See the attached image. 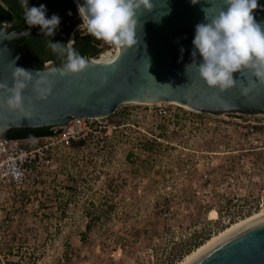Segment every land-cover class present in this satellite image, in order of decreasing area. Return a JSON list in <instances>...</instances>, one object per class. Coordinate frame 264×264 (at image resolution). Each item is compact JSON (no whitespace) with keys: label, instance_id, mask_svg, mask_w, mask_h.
I'll list each match as a JSON object with an SVG mask.
<instances>
[{"label":"rangeland","instance_id":"obj_1","mask_svg":"<svg viewBox=\"0 0 264 264\" xmlns=\"http://www.w3.org/2000/svg\"><path fill=\"white\" fill-rule=\"evenodd\" d=\"M184 108L171 105L172 120L150 122L142 109L131 106V150L127 142H116L114 147L109 145L103 163L88 158H80L78 164L58 162L55 173L29 191V195L39 194L47 218L34 213L26 193L13 220L0 212V264H164L169 248H177L179 240L200 231L210 238L245 218L244 212L255 204L249 215L264 209V190L257 188L254 166V152L264 146V114L213 116ZM114 149L119 150L117 157ZM127 152L131 155L122 162ZM111 160L119 171L107 170ZM86 182L99 185V193L129 196L131 192V201L118 203L120 199L114 197L116 204H68L69 193L85 198L86 190L80 186ZM107 185H119L120 190ZM183 192L189 196L185 201L180 198ZM198 203L208 205L205 214L198 213ZM70 209H84L90 219L58 217L57 213ZM230 217L234 222L227 224Z\"/></svg>","mask_w":264,"mask_h":264},{"label":"water","instance_id":"obj_2","mask_svg":"<svg viewBox=\"0 0 264 264\" xmlns=\"http://www.w3.org/2000/svg\"><path fill=\"white\" fill-rule=\"evenodd\" d=\"M70 1L78 16L77 4L84 0ZM154 3L153 12L140 16L142 28L138 25L134 47L116 48L117 54L108 62L85 58L88 67L76 74L61 75L63 63L55 58L48 66L33 64L19 51L13 38L28 30L11 31L0 23V82L11 86L13 61L16 67L34 74L24 90L29 100L23 112L9 110L4 104L7 93L0 90V137H6L9 128L46 127L63 124L74 116L108 115L127 103H173L213 116L234 112L264 114V84L250 70L234 73L236 86L220 92L207 86L195 67L186 68L193 61L202 62L198 52L192 56L195 25L207 22L202 9L212 15L222 7L220 0L211 7L209 0H197L195 4L192 0ZM257 4L252 14L264 28V0H257ZM161 12L168 14L159 16ZM38 71L51 85L50 94L42 100L36 98L33 88ZM190 264H264V217L222 237Z\"/></svg>","mask_w":264,"mask_h":264},{"label":"clouds","instance_id":"obj_3","mask_svg":"<svg viewBox=\"0 0 264 264\" xmlns=\"http://www.w3.org/2000/svg\"><path fill=\"white\" fill-rule=\"evenodd\" d=\"M197 0H192L195 4ZM215 0H209L211 7ZM222 7L209 15L203 8L206 23L195 25V35L192 40L194 50L202 62L195 61L186 66H193L207 86L220 92L236 86L234 73H242L248 69L253 76L264 84V28L257 23L253 10L258 7L257 0H220ZM24 10V20L29 26H40L45 36L54 34L60 23V17L53 14L46 16V6H29L28 0H20ZM208 7V8H209ZM154 0H84L77 4L78 14L82 20L80 27L97 40L118 48L134 47L138 42L137 27L142 28L140 16L144 12H153ZM170 12V9L168 10ZM161 12L159 16L166 15ZM48 47L57 56L64 54L66 62L60 67L61 75L76 74L88 67V61L74 47L70 40L67 44L48 41ZM183 51V49H181ZM18 59V57H17ZM12 71V83L9 86L0 82V90L7 93L4 104L9 110H25L24 95L28 83L33 81V71L16 67ZM35 72L33 84L37 99H46L51 92V85L45 76ZM154 79V78H153ZM170 86V85H169ZM244 94L246 90H243ZM30 102V101H29Z\"/></svg>","mask_w":264,"mask_h":264},{"label":"built area","instance_id":"obj_4","mask_svg":"<svg viewBox=\"0 0 264 264\" xmlns=\"http://www.w3.org/2000/svg\"><path fill=\"white\" fill-rule=\"evenodd\" d=\"M100 47L101 51L89 59L95 61L102 55L112 59L116 55L115 47L103 41ZM171 105L177 106L127 103L117 106L108 115L74 116L63 124L50 126L49 135L32 138L37 142L30 146L22 145V140L0 137V212L4 213L3 217L13 220L18 215L25 203V193L30 197L31 206L37 208L39 194L29 195V191L38 189L46 176H52L58 162L75 160L78 164L80 158L104 162L109 145L114 147L116 142H127L131 150V106L142 109V115L149 116L152 122L168 117L172 120ZM124 108L128 109L124 111ZM252 129L249 127V131ZM181 137L184 139L186 135ZM113 152L116 157L119 155V150ZM111 162L118 166L114 160ZM19 235L15 234L14 240Z\"/></svg>","mask_w":264,"mask_h":264},{"label":"flooded vegetation","instance_id":"obj_5","mask_svg":"<svg viewBox=\"0 0 264 264\" xmlns=\"http://www.w3.org/2000/svg\"><path fill=\"white\" fill-rule=\"evenodd\" d=\"M41 4L46 6V16L51 17L53 14H57L60 17V23L51 36H45L40 26H29L25 23L24 10L20 6V0H0V7L9 13V17L1 20L0 23L6 25L11 31L23 32L28 30L26 34H14L13 38L16 46L25 57L26 47L28 45L34 46V50L36 49L39 51V56L33 60L26 58L35 65L40 60L44 59L43 66H45L46 63L51 62L53 58L57 61H64L66 59L64 54L57 56L51 51L48 47L49 40L53 43L60 42L62 44H67V42L71 40L74 47L79 51L81 48V37L88 33L83 27H80L82 20L79 14L77 16L76 12H72L70 3L67 0H28L29 6H39ZM35 29L38 30V33L30 37V34L35 31ZM101 43L102 40L98 45L96 44L95 48L98 49V52L95 55L101 51ZM84 57L90 58L88 56ZM20 140L24 141L29 139Z\"/></svg>","mask_w":264,"mask_h":264},{"label":"trees","instance_id":"obj_6","mask_svg":"<svg viewBox=\"0 0 264 264\" xmlns=\"http://www.w3.org/2000/svg\"><path fill=\"white\" fill-rule=\"evenodd\" d=\"M67 1L70 3L72 12L75 13V8H74L73 4L69 0H67ZM8 17H9V13L0 7V21L3 19H7ZM35 33L36 34L38 33L37 29H35V31H33L30 34V37H33ZM100 42H101V40H97L94 37L87 34V35L81 37V48L79 49L78 52L82 56L93 57L98 52V49H96L95 46H96V44L98 45ZM25 54H26V57L28 59L33 60V59H36L40 53L38 50H36V49L34 50V46L28 45L26 47ZM43 61H44V59L37 62L36 66L43 67ZM58 62L59 63L60 62L65 63L66 59L64 61H58ZM254 128L260 129L262 127L255 126ZM49 134H50V126H46V127H38V128H9L6 131L5 136L7 138L20 140V139H32V138L42 137V136H46ZM22 145H24V144H22ZM248 158L252 159L251 155ZM254 164H255L254 166L256 167V171L258 173L257 175L259 176V182L257 183V188L259 190H264V146L257 148V150L254 152ZM198 205H199L198 206V213H201V210H203L202 212H203V214H205L206 208L208 207V205L207 204L202 205V203H198ZM256 207H257V205L255 204L252 208H249L247 210V212H244V213H246V217L251 216L252 214L249 215L250 214L249 211L256 210ZM214 210L217 213V215L219 216L220 212L216 208ZM241 215H243V213ZM247 215H249V216H247ZM232 222H234V218H232V217L227 218V224H230ZM236 222H234V223H236ZM230 225H228L227 227H229ZM227 227H225L224 229H226ZM85 228H88V226L85 225ZM224 229H222V230H224ZM221 231H219V232H221ZM209 236L210 235L208 232H204V231L201 232L200 231L199 234H195V233L192 234L191 238H188L186 240H183V239L179 240V244L177 245V248L176 247H170L169 248V252L167 253L168 256H167L166 262L164 264H173L175 261H177L180 258L184 257L185 255L189 254L191 252V250L193 251L198 246L202 245L204 243V241ZM174 249H175V251H174ZM174 255H176V256H174Z\"/></svg>","mask_w":264,"mask_h":264},{"label":"crops","instance_id":"obj_7","mask_svg":"<svg viewBox=\"0 0 264 264\" xmlns=\"http://www.w3.org/2000/svg\"><path fill=\"white\" fill-rule=\"evenodd\" d=\"M128 108H124V111L127 110ZM128 154H125L124 155V158L123 156L121 157V161L123 162V160L125 158H128L130 154V152H127ZM99 163H103V162H99ZM97 168H100V169H104L103 165L102 166H99L97 165ZM109 168V169H108ZM107 168V170H109V172H116V171H119V168L118 166H115L114 164L113 165H110L109 167ZM44 179V178H43ZM133 182H131V188H135V184H132ZM145 182H143L144 184ZM167 183V181L165 182ZM147 186V185H146ZM84 191L85 193V199L84 200H79V197L78 195L75 194H70L68 195V199H69V203L68 204H73V205H87V204H90V205H97V204H116L115 202H113L111 199H113L114 197L115 198H118L120 199V201L118 203H130L131 201V192L129 193V196L128 195H122V194H116L117 196H114V192H110V194H105V193H99V189H100V186L99 185H95V186H89L86 183H82L81 186H80ZM142 189L145 188V186H141ZM107 188H114V189H119L120 190V186H110V185H107ZM181 201H185L183 199H188L189 196L188 194H186L185 192H183V194L181 195ZM128 199V200H127ZM126 200V201H125ZM43 206H44V203L40 200L38 201V207L37 208H33L34 209V213L38 216H42V217H46L47 216L44 214L43 212ZM209 212V211H208ZM53 215H55L54 213H52ZM58 217L62 216L63 219H78V220H81V221H87V219H90V216L86 213V211L83 209L80 210V212H74L72 209H70V211L68 212H65L64 214L62 215H59V213H57ZM48 217L50 218L51 216L48 215ZM53 218H55V216H53ZM212 223H215L217 224L218 221H213ZM196 233V232H195Z\"/></svg>","mask_w":264,"mask_h":264},{"label":"bare ground","instance_id":"obj_8","mask_svg":"<svg viewBox=\"0 0 264 264\" xmlns=\"http://www.w3.org/2000/svg\"><path fill=\"white\" fill-rule=\"evenodd\" d=\"M117 54V53H116ZM114 58V57H113ZM112 58V59H113ZM112 59L105 58V55H102V57L95 60L96 62H108ZM184 108V106H182ZM187 109V108H184ZM191 110V109H187ZM264 217V209L261 211H258L254 214H252L249 217H246L244 219H241L240 221L231 224L226 229L219 232L217 235L211 236L208 240H206L202 245L198 246L196 249L191 251L189 254L185 255L180 261H178L176 264H190L193 262L197 257H199L203 252H205L207 249H209L212 245H214L217 241H219L222 237L226 236L227 234L233 232L234 230L247 225L251 222H254L256 220H259Z\"/></svg>","mask_w":264,"mask_h":264}]
</instances>
